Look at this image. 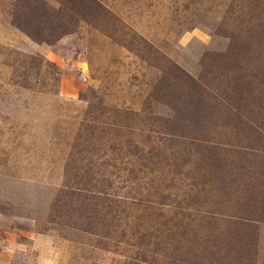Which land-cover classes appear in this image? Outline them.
<instances>
[{
  "label": "rangeland",
  "instance_id": "rangeland-1",
  "mask_svg": "<svg viewBox=\"0 0 264 264\" xmlns=\"http://www.w3.org/2000/svg\"><path fill=\"white\" fill-rule=\"evenodd\" d=\"M0 264H264V0H0Z\"/></svg>",
  "mask_w": 264,
  "mask_h": 264
},
{
  "label": "trees",
  "instance_id": "trees-1",
  "mask_svg": "<svg viewBox=\"0 0 264 264\" xmlns=\"http://www.w3.org/2000/svg\"><path fill=\"white\" fill-rule=\"evenodd\" d=\"M45 21H47V19H45ZM15 23V22H14ZM15 26L20 29L21 31L25 32L28 36H30L32 39L36 40V41H41V42H47L46 39L42 38L40 36V32H37V34H33L30 30H28L26 27H24L22 24H19V23H15ZM37 31H39L37 28H36ZM196 84V83H195ZM194 84V86H195ZM198 85V84H196ZM198 90H201V87L198 88ZM240 88L239 87H234L233 91L234 93L237 91L239 92ZM165 96V95H164ZM202 103V101H201ZM193 110H196L197 111H204V108H197V109H193ZM195 112V113H196ZM194 113V114H195ZM213 254H216L215 252H213Z\"/></svg>",
  "mask_w": 264,
  "mask_h": 264
}]
</instances>
